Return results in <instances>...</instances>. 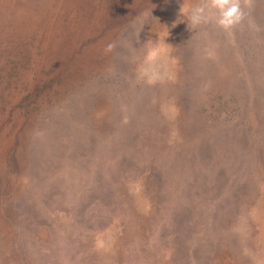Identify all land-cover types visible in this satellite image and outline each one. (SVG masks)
Instances as JSON below:
<instances>
[{"label": "rangeland", "instance_id": "obj_1", "mask_svg": "<svg viewBox=\"0 0 264 264\" xmlns=\"http://www.w3.org/2000/svg\"><path fill=\"white\" fill-rule=\"evenodd\" d=\"M206 2L0 0V264H264V0Z\"/></svg>", "mask_w": 264, "mask_h": 264}, {"label": "clouds", "instance_id": "obj_2", "mask_svg": "<svg viewBox=\"0 0 264 264\" xmlns=\"http://www.w3.org/2000/svg\"><path fill=\"white\" fill-rule=\"evenodd\" d=\"M213 11L216 14V23L225 30L235 27L244 18L241 0H207L206 3L199 4L190 10L189 22L191 26L195 28L197 25L207 23L211 18L210 13ZM180 12H184L181 7ZM149 14L151 15V10ZM143 25L142 23L141 28ZM114 47L115 44H109L106 50L111 51ZM164 52L165 49L161 45H153L147 48L141 68V76L146 77L148 83H153L160 78V61Z\"/></svg>", "mask_w": 264, "mask_h": 264}]
</instances>
